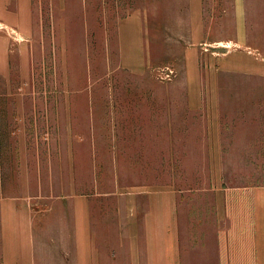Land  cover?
<instances>
[{
	"label": "rangeland",
	"instance_id": "1",
	"mask_svg": "<svg viewBox=\"0 0 264 264\" xmlns=\"http://www.w3.org/2000/svg\"><path fill=\"white\" fill-rule=\"evenodd\" d=\"M173 1L0 0V202H33L38 211L46 205V215L59 214L63 207L55 204L72 193L62 188L32 199V176L22 167L20 143H32V152L47 154L53 144V156L60 154L67 164L70 135L76 140L77 131L88 130L69 125L95 104L101 115L103 189L116 183L123 198V190L137 184L152 185L159 178L169 192L175 183L182 211L181 245L188 244L189 215L197 204L203 206L196 200L203 201L205 190L216 180V161L174 160L168 149L161 159L153 141L163 130L171 143L173 131H187L188 121L196 126L190 128L193 136L207 133L216 119L222 121L226 141L237 142L240 136V142H247L245 137L256 131V139L264 142V127L252 124L264 122V64L246 62L243 69L231 46L203 49L197 57L190 46L189 17L177 23ZM148 6L146 55L135 65L129 61V42L135 43L137 34L124 22L139 17ZM190 88L204 90L206 105L201 111L185 110L182 101ZM162 96L164 112L162 107L157 110ZM222 163L225 186L264 185L263 159ZM162 168L163 176L158 177ZM241 171L244 174H237ZM57 179L63 183L67 177L61 179L60 174ZM61 183L54 187H66ZM25 242L21 241L23 250ZM2 259L0 239V264H9Z\"/></svg>",
	"mask_w": 264,
	"mask_h": 264
},
{
	"label": "crops",
	"instance_id": "2",
	"mask_svg": "<svg viewBox=\"0 0 264 264\" xmlns=\"http://www.w3.org/2000/svg\"><path fill=\"white\" fill-rule=\"evenodd\" d=\"M173 5L177 23H183L186 14L189 17L190 46L196 48L197 57L203 49L231 46L237 49L243 69L246 62L264 64V0H174ZM148 9L149 6L139 17L135 15L124 22L137 34V41L129 42V61L135 65L142 64L146 55L144 28ZM127 46L125 43L124 48ZM185 92L189 96L182 101L187 106L185 110L201 111L206 105L202 99L204 90L190 88ZM163 101L164 96L158 99L157 110L162 107L164 112ZM85 111L87 114L80 120L76 117L69 125L88 130L77 131L76 140L71 135L67 138V164L60 154L53 156V144L49 145L47 154L32 152V143H20V152L24 155L22 167L28 168V175L32 176L29 180L32 199L46 198L48 192L62 188L72 194L55 204L63 208L59 214L52 215H46V205L45 210L38 211L33 202L29 206L22 201L0 202L4 263L264 264V185L230 188L222 178L225 159L264 160V155H260L264 153V142L256 139V131L252 132L254 136L245 137L247 142H240L239 136L237 142L231 143L226 141L222 121L215 119L209 132L198 131L196 136L190 129L196 126L186 122L188 130L173 131L171 143L166 142L163 130L158 132L153 141L158 158L164 159L168 149L174 160L216 161L212 164L216 180L205 190L204 200H196L203 206L197 204L195 213L189 215V242L182 246V211L175 183L169 192L159 178L152 185L137 184L123 190V198L117 194L116 183L103 189L100 107L93 104ZM163 123L162 120L160 124L164 126ZM252 124L264 127L263 121H252ZM178 127L173 125L174 129ZM140 138L146 140L148 136ZM157 172L158 177L163 176V168ZM241 172L237 174H244ZM60 174L61 179L67 177L62 179L63 183L57 179ZM57 182L65 183L66 187H54ZM22 240L26 241L24 250L20 247Z\"/></svg>",
	"mask_w": 264,
	"mask_h": 264
}]
</instances>
